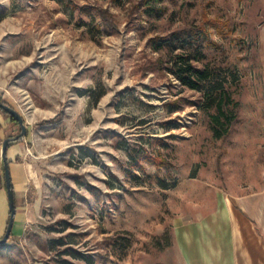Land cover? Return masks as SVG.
I'll return each instance as SVG.
<instances>
[{"label": "rangeland", "instance_id": "rangeland-1", "mask_svg": "<svg viewBox=\"0 0 264 264\" xmlns=\"http://www.w3.org/2000/svg\"><path fill=\"white\" fill-rule=\"evenodd\" d=\"M178 54L228 80V135ZM0 97L30 212L0 264H180L175 226L221 205L264 264V0H0Z\"/></svg>", "mask_w": 264, "mask_h": 264}, {"label": "crops", "instance_id": "crops-1", "mask_svg": "<svg viewBox=\"0 0 264 264\" xmlns=\"http://www.w3.org/2000/svg\"><path fill=\"white\" fill-rule=\"evenodd\" d=\"M3 116L0 112V139H5L6 123L10 122ZM21 145L16 144L8 150L11 167L12 157L20 153ZM11 172L17 209L14 227L25 228L30 216L27 182L23 177L15 178L13 168ZM9 219V202L4 186L0 187V239L6 233ZM174 241L180 264H238L232 216L223 205L195 221L178 223L174 229Z\"/></svg>", "mask_w": 264, "mask_h": 264}, {"label": "trees", "instance_id": "trees-1", "mask_svg": "<svg viewBox=\"0 0 264 264\" xmlns=\"http://www.w3.org/2000/svg\"><path fill=\"white\" fill-rule=\"evenodd\" d=\"M159 61L160 64L165 63L162 58ZM194 61L197 60L191 55L178 54L168 63L167 69L184 87L203 93L206 111H215L214 114L210 115L214 135L217 138H222L230 132V128L237 117L235 109L238 108L239 104L234 102L231 93L226 88L225 83L228 82L226 78L220 79L215 70L209 67H199ZM0 100L3 101L1 97ZM5 104L8 103L5 102ZM0 112L9 118L12 125L17 126L21 132L20 125L13 116L2 109ZM223 119L226 121L225 125Z\"/></svg>", "mask_w": 264, "mask_h": 264}, {"label": "water", "instance_id": "water-1", "mask_svg": "<svg viewBox=\"0 0 264 264\" xmlns=\"http://www.w3.org/2000/svg\"><path fill=\"white\" fill-rule=\"evenodd\" d=\"M0 109L6 111L11 116H13V118H15V120L19 123L21 128V132L18 135H16L15 137L7 138L3 142L1 149V158L3 161L5 184H6V191H7L9 211H10V219L8 222L6 233L3 236V238L0 239V246H2L8 242V240L12 235L14 223H15V216L17 213L14 187H13L11 169L8 159V150L13 144L20 143L21 141H23L27 137L28 130H27L25 118L16 109H14L12 106L8 104H5V102L1 100H0Z\"/></svg>", "mask_w": 264, "mask_h": 264}]
</instances>
